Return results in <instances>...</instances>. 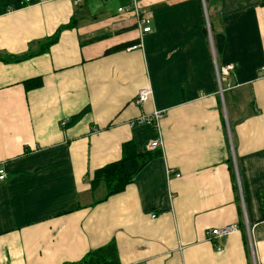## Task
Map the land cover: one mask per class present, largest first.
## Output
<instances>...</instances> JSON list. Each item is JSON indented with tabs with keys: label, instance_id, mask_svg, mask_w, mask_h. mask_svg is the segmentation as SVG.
Masks as SVG:
<instances>
[{
	"label": "crops",
	"instance_id": "0c3cea01",
	"mask_svg": "<svg viewBox=\"0 0 264 264\" xmlns=\"http://www.w3.org/2000/svg\"><path fill=\"white\" fill-rule=\"evenodd\" d=\"M77 1L0 0V264H87L112 242L121 264H264V0H137L146 33L118 10L134 0ZM214 56L235 64L223 94ZM154 110L160 155L93 191L123 143L149 151L157 130L132 122ZM232 223L219 250L206 230Z\"/></svg>",
	"mask_w": 264,
	"mask_h": 264
},
{
	"label": "trees",
	"instance_id": "16d2710c",
	"mask_svg": "<svg viewBox=\"0 0 264 264\" xmlns=\"http://www.w3.org/2000/svg\"><path fill=\"white\" fill-rule=\"evenodd\" d=\"M73 24H69L72 26ZM59 32L47 42L50 46L57 41ZM41 85L40 80H32L27 83L28 87ZM83 112L74 117L72 121L82 116ZM71 121V122H72ZM123 157L110 163L102 168H99L91 181V188L95 191L101 184L107 187V197L123 191L130 184L135 176L157 155L160 151L157 149L146 152H139L134 141L130 140L123 143ZM157 150V151H156ZM87 264H121L117 247L114 242L108 245L92 250L84 260Z\"/></svg>",
	"mask_w": 264,
	"mask_h": 264
},
{
	"label": "built area",
	"instance_id": "2783aa9c",
	"mask_svg": "<svg viewBox=\"0 0 264 264\" xmlns=\"http://www.w3.org/2000/svg\"><path fill=\"white\" fill-rule=\"evenodd\" d=\"M22 3H27L30 0H21ZM78 0L77 2H79ZM119 12H134L137 19L139 26H142V33H146L151 31L150 26V18L151 14L144 15L143 11L141 10L138 1L134 0V3L132 5H125L120 7ZM207 27L209 31V36H211V30H210V24L209 20L207 18ZM142 37H140L141 39ZM142 41H140L137 45H135L133 48L141 47ZM214 68L217 75V80L219 84V91L221 94L224 92V84L226 83V86L229 88L233 87V84L230 80H227V78L231 75V73L235 69V64L229 63L225 65H219L217 63L216 57L214 56ZM261 73L264 76V65L261 67ZM153 97V89L151 85H146L143 88L139 90L137 93V96L135 98V103L137 105H142L146 101L150 100ZM165 116L164 110H154L152 113L144 114L139 116L137 119H135L132 123L135 124H142V123H148L155 127V129L158 132V137L155 140H151L147 144L148 150H155V149H162L163 147V140L161 137V131H160V122ZM178 176V174H177ZM7 177V173L5 168L0 167V180H4ZM152 217H156V214L153 213ZM238 230L237 224H226L222 227H216V228H210L206 230L207 239L211 241L219 250L221 249V245L219 244V240L222 238L227 237L228 235L232 234Z\"/></svg>",
	"mask_w": 264,
	"mask_h": 264
},
{
	"label": "rangeland",
	"instance_id": "374dc122",
	"mask_svg": "<svg viewBox=\"0 0 264 264\" xmlns=\"http://www.w3.org/2000/svg\"><path fill=\"white\" fill-rule=\"evenodd\" d=\"M104 192H105V188L102 187V188L99 189V191L97 192V194H98V195H101V194H103Z\"/></svg>",
	"mask_w": 264,
	"mask_h": 264
}]
</instances>
